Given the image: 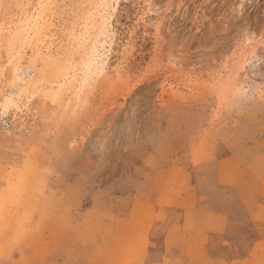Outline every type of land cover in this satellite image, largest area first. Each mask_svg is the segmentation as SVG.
Listing matches in <instances>:
<instances>
[{"label":"rangeland","instance_id":"obj_1","mask_svg":"<svg viewBox=\"0 0 264 264\" xmlns=\"http://www.w3.org/2000/svg\"><path fill=\"white\" fill-rule=\"evenodd\" d=\"M0 264H264V0H0Z\"/></svg>","mask_w":264,"mask_h":264},{"label":"bare ground","instance_id":"obj_2","mask_svg":"<svg viewBox=\"0 0 264 264\" xmlns=\"http://www.w3.org/2000/svg\"><path fill=\"white\" fill-rule=\"evenodd\" d=\"M52 69V68H51Z\"/></svg>","mask_w":264,"mask_h":264}]
</instances>
